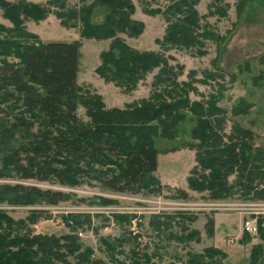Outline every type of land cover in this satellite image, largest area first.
I'll list each match as a JSON object with an SVG mask.
<instances>
[{
	"label": "rangeland",
	"instance_id": "rangeland-1",
	"mask_svg": "<svg viewBox=\"0 0 264 264\" xmlns=\"http://www.w3.org/2000/svg\"><path fill=\"white\" fill-rule=\"evenodd\" d=\"M131 1L134 4L132 18L141 21L144 29L133 37L120 33L119 40L139 51L162 54L169 58L170 64L181 66L178 81L189 82L191 102L223 110L226 133L237 125L250 134L254 146L264 147V79L261 76L264 74V0H244L242 4V0H195L194 9L200 18L197 35L212 36L211 39L198 38L197 44L187 48L163 43L167 25L165 9L174 4V0ZM93 2L0 0V66L19 64L23 52L40 42L76 40L80 44L76 113L82 122H92L90 106L95 99L105 110H125L128 105L134 108L150 102L159 93L169 100L166 88L151 86L156 68L139 79L131 90L100 76L97 70L101 57L117 39L93 36L87 29L96 25L104 14L101 8L92 6L87 17L84 15V21L82 9ZM237 5L242 6L241 12ZM212 96L214 102L210 101ZM0 106L4 109L0 114V185L36 186L67 195L65 200L50 203L36 196L26 199L23 195L2 193L0 256L3 258L27 246L25 240L32 236L60 238L69 234L76 236L79 252L90 251V261L85 264L93 261L105 264H264V237L258 231H244L246 223L258 228L261 222L264 227V201L245 198L238 188L227 191L223 199H213L206 191L188 187L190 171L196 165L195 150L189 145L196 120L190 111L183 110L177 136L171 140L159 136L156 120H151L150 127L141 130L150 135L158 151L153 178L159 184L152 183V193L145 190L131 194L103 189L97 181L89 185H67L54 180L20 179L13 152L27 139L28 133L10 117L21 111L17 105L9 101ZM139 132L134 133L131 142L138 139ZM227 184L232 186L233 176ZM177 189L185 191L186 198L179 197ZM156 201L182 203V208L148 213L156 206ZM146 207H150L149 210H143ZM78 215L89 217L90 222L73 230L72 219ZM156 222L160 224L155 226ZM216 225L219 232L224 227L217 238ZM11 240L17 242V246H12ZM66 260L53 264H76L73 256H67Z\"/></svg>",
	"mask_w": 264,
	"mask_h": 264
},
{
	"label": "trees",
	"instance_id": "trees-1",
	"mask_svg": "<svg viewBox=\"0 0 264 264\" xmlns=\"http://www.w3.org/2000/svg\"><path fill=\"white\" fill-rule=\"evenodd\" d=\"M174 1L165 9L167 25L163 43L187 48L197 44L198 38L211 39L210 34L197 35L200 18L194 9L195 0ZM240 5L237 8L241 12ZM92 6H98L104 14L96 25L88 23L91 29H87L93 36L117 39L101 57L97 70L100 76L131 90L139 79L156 68L151 86L166 88L169 100L159 93L155 99L134 108L128 105L125 110H105L95 99L90 106L92 122L84 123L76 113L79 42H40L23 52L19 64L0 66V104L11 101L17 105L21 111L10 117L28 133L27 139L13 152L17 176L67 185H89L97 181L103 189L117 193L139 194L145 190L152 193L158 151L150 135L141 130L156 120L159 136L171 140L177 136L183 110H187L196 120L189 144L195 150L196 165L190 171L188 187L206 191L213 199H223L227 191L238 188L243 197L264 201V147L254 146L250 134L237 125L226 133L223 110L191 102L189 82L178 81L181 66L170 64L169 58L162 54L139 51L119 40L120 33L133 37L144 29L141 21L132 18L131 0H94L91 6L82 9L83 19ZM177 14L180 18H176ZM261 76L264 79V74ZM212 99L213 96L210 101L214 102ZM3 111L0 106V114ZM136 131H140L138 139L131 142ZM231 176L232 186L227 184ZM2 193L23 195L26 199L36 196L50 203L67 198L59 191L22 184L0 185V197ZM177 194L186 198L183 190L177 189ZM72 221L73 230L90 222L89 217L79 215ZM260 224L257 231L264 237V227ZM25 241L27 246L17 248L15 254L0 256V264L65 263L67 256H73L76 264L90 261L89 250L79 252L76 236L35 235ZM10 242L17 246V242ZM92 264L105 263L93 261Z\"/></svg>",
	"mask_w": 264,
	"mask_h": 264
},
{
	"label": "built area",
	"instance_id": "built-area-1",
	"mask_svg": "<svg viewBox=\"0 0 264 264\" xmlns=\"http://www.w3.org/2000/svg\"><path fill=\"white\" fill-rule=\"evenodd\" d=\"M182 203H176V202H165L162 203L160 201H156V206L151 207L152 211H149L148 213L152 212V213H159V211L163 210V209H167V210H179L180 208H182L180 205ZM150 207H146L143 208V210H149ZM184 208V207H183ZM135 226V225H134ZM133 226V228H134ZM132 228V229H133ZM244 231L248 232V233H255L257 231V227L254 225H251L249 223H246L244 226ZM144 239V237H143Z\"/></svg>",
	"mask_w": 264,
	"mask_h": 264
},
{
	"label": "crops",
	"instance_id": "crops-1",
	"mask_svg": "<svg viewBox=\"0 0 264 264\" xmlns=\"http://www.w3.org/2000/svg\"><path fill=\"white\" fill-rule=\"evenodd\" d=\"M156 170H157V169H156ZM155 172H156V171H155ZM215 228H216L217 230L215 229V234H214V235H215V238H217L220 234H222V233L224 232V227H221V228H220V232H219V230H218V226H217V225L215 226Z\"/></svg>",
	"mask_w": 264,
	"mask_h": 264
}]
</instances>
